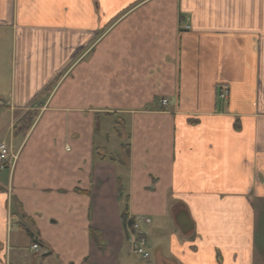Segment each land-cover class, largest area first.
Returning <instances> with one entry per match:
<instances>
[{
  "label": "crops",
  "instance_id": "crops-1",
  "mask_svg": "<svg viewBox=\"0 0 264 264\" xmlns=\"http://www.w3.org/2000/svg\"><path fill=\"white\" fill-rule=\"evenodd\" d=\"M7 35L0 264H119L124 209L147 264H264V0H0Z\"/></svg>",
  "mask_w": 264,
  "mask_h": 264
},
{
  "label": "rangeland",
  "instance_id": "rangeland-1",
  "mask_svg": "<svg viewBox=\"0 0 264 264\" xmlns=\"http://www.w3.org/2000/svg\"><path fill=\"white\" fill-rule=\"evenodd\" d=\"M135 1L137 2L140 0H135ZM9 39H10V35H7L5 36V39H4L5 43L0 42V90H8L10 74L12 70L11 59H12V53H13V45H11V43L9 42ZM33 114L34 112H29L28 123L30 122ZM10 120H11V114L8 111L7 107L0 106V129L4 128V130L0 133V141L1 140L8 141V138H6L8 136V131H5L6 130L5 128L7 127V124ZM10 150L13 153L15 151L13 146H11ZM1 165H2L1 166L2 168H0V180L5 174L2 171H4L3 169L5 168V166L6 167L8 166V163H3ZM27 243H28L27 238H24L23 244L27 245ZM147 246H148V243H147ZM151 254L152 256L149 261H147L148 259L143 261L139 255L131 253L130 247L128 246V243H127L126 246L124 245V248L122 250V253L120 256L121 259L119 261V264H122V263L123 264H147L148 262L156 263V261L153 258L152 252Z\"/></svg>",
  "mask_w": 264,
  "mask_h": 264
},
{
  "label": "built area",
  "instance_id": "built-area-1",
  "mask_svg": "<svg viewBox=\"0 0 264 264\" xmlns=\"http://www.w3.org/2000/svg\"><path fill=\"white\" fill-rule=\"evenodd\" d=\"M227 89H221L218 93L219 97L227 96ZM163 105H166V101H162ZM11 146L6 143H0V168H2L1 164L8 163L12 164L16 158V152H12ZM148 222V219H146ZM128 244L131 250V253L137 254L141 257V259H148L150 256L149 251L147 250L146 239L143 236L142 231L139 228V223L137 221L133 222L132 227L130 228L129 236L127 238ZM31 248L35 251L38 250V244L33 243Z\"/></svg>",
  "mask_w": 264,
  "mask_h": 264
},
{
  "label": "trees",
  "instance_id": "trees-1",
  "mask_svg": "<svg viewBox=\"0 0 264 264\" xmlns=\"http://www.w3.org/2000/svg\"><path fill=\"white\" fill-rule=\"evenodd\" d=\"M28 117H29V112L26 113V114L20 119V121L18 122V123L21 125V127L23 128L24 131H26L27 128H28V127H27V124H28V121H29V120H28ZM33 118H34V115H32L30 122L33 120ZM30 122H29V123H30ZM120 217H121L122 226H123V228H124V232L126 233V236H127V235H128V232H127L125 229H128V228L132 227L134 220H133L132 218H129V217H128V212H127L126 209H124V210L122 211ZM27 231H28V230H27ZM28 234H29V232H28ZM90 234L92 235V237L94 238V240L97 242L98 246H99L100 248H102L103 245H104V243H103L101 240H97V238L95 237V236H96L95 231H93V230L90 229ZM30 236H31V238H32V235H31V234H30Z\"/></svg>",
  "mask_w": 264,
  "mask_h": 264
},
{
  "label": "water",
  "instance_id": "water-1",
  "mask_svg": "<svg viewBox=\"0 0 264 264\" xmlns=\"http://www.w3.org/2000/svg\"><path fill=\"white\" fill-rule=\"evenodd\" d=\"M189 222H190V220L184 216H183V218H181L180 216L177 218V223L181 228H184V226L186 227L184 229H188V228H190V226L192 227V225H190Z\"/></svg>",
  "mask_w": 264,
  "mask_h": 264
}]
</instances>
